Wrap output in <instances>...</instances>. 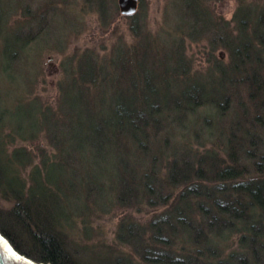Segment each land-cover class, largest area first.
<instances>
[{
    "label": "trees",
    "instance_id": "obj_1",
    "mask_svg": "<svg viewBox=\"0 0 264 264\" xmlns=\"http://www.w3.org/2000/svg\"><path fill=\"white\" fill-rule=\"evenodd\" d=\"M197 5L192 24L205 26L211 20L210 12L203 10V2ZM188 9L192 10L190 5ZM258 15L254 10L250 19L239 23L242 40L220 42L223 38H215L230 49L232 63L226 68L215 60L208 75H191L188 60L174 48L163 57L172 61L173 71L168 64L161 69L160 63L150 62L147 52L135 57L139 52L123 49L119 59L115 55L105 59L96 56L93 62L85 57L77 71L64 68L73 78L67 92L71 86L81 88L71 90L75 92L66 97L75 100H67L68 111L59 107L64 92L60 81L56 104L45 105L50 117L62 120L61 109L71 114L78 120V128L87 130L82 138L89 149H94L92 142L99 139L101 150L112 146L119 153H133L130 173L123 171L129 165L121 159L124 179L107 187L111 205L126 213L113 241L129 248V254L119 255L111 263H93L90 257L86 262L83 252L87 254L88 247L78 246L67 233L74 220L84 219L85 211H94L90 205L83 214L72 212L65 205L68 191L78 195L80 190L70 184L82 185L85 180L75 165L69 185L61 179L53 183L49 178L50 166H72L75 162L62 159L67 149L64 139L57 132L50 136L45 124L28 134L14 133L12 127L2 125L0 233L11 246L39 264H264V11ZM249 20L253 21L251 33L246 27ZM249 34L253 39L246 38ZM21 51H15L14 62L21 58ZM252 61L259 66L255 69L251 65L253 74L245 75L242 69ZM212 75L219 76L218 81L211 80ZM124 81L129 85L127 90L105 88L102 95L104 84ZM241 88L246 89V96L231 99L228 91ZM109 89L114 93V103L98 115L91 101L106 97ZM75 105L78 112H73ZM232 106L237 111L229 117ZM203 108L213 111L212 126L217 121L226 127L218 141L210 139L213 146L203 151L190 144L172 148L174 128H185L189 118ZM81 114L85 118L80 120ZM250 120L252 127L248 126ZM6 127L11 129L9 134H4ZM165 127L169 131L160 142L159 134ZM68 128L71 130V125ZM39 136L47 139L51 153L42 145L35 146ZM88 175L91 178L87 177V182L94 185L86 187L87 200L93 195L101 198L98 179ZM95 207L100 214L106 206ZM137 207L139 214L147 215L145 222L133 217ZM81 224L86 225L84 221ZM111 246L110 251H120Z\"/></svg>",
    "mask_w": 264,
    "mask_h": 264
},
{
    "label": "rangeland",
    "instance_id": "obj_2",
    "mask_svg": "<svg viewBox=\"0 0 264 264\" xmlns=\"http://www.w3.org/2000/svg\"><path fill=\"white\" fill-rule=\"evenodd\" d=\"M197 2H203V10L210 12L211 20L205 23V26L192 24V16L198 11ZM189 5L192 10L188 9ZM254 10L256 16L264 11V0H139L137 12L130 16L121 13L119 0H0V127L6 124L12 127L14 133L28 134L37 126L45 124L50 136L57 132L64 139L67 149L62 159L70 158L75 162L72 166L67 163L62 164L61 167L50 166L49 178L53 183L61 179L65 185H69L68 178L74 171V165L85 177L82 185L70 184L75 189L80 187V190L78 195L77 191H68L65 205H68L69 211L72 212L80 211L83 214L82 210L90 205L94 211L92 213L85 211L84 219L74 220L71 223L73 228L67 230L78 246L88 247L87 254L83 252L86 262L90 257L93 263L95 260L111 263L117 260L119 255L122 258L126 253L129 254L126 245L120 247L113 241L116 231L120 228L118 224L122 218H125L126 213L111 205L107 187L116 180L124 179L121 176L123 169L120 167V160L124 159L129 165V162L132 163L133 153L130 150L119 153L114 151L112 146L101 150L99 139L92 142L94 149L86 147L82 135L87 130L78 128V120L71 118L72 115L66 114L63 110L65 108L70 110L67 100L70 103L75 102L71 98L66 99L75 92L71 90L81 88L71 86L70 93L67 92L73 78L63 71L64 68L77 71L81 58L85 57L93 62L96 61L94 59L96 56L105 59L115 55V59H119L118 55L123 53V50L128 53L139 52L135 57L147 52L150 62L160 63L161 69L167 64L172 68V61L169 59L166 61L163 57L165 52L174 48L183 53L181 55L188 60L191 75L194 76L196 73L208 75L216 64L215 60L223 62L226 68L231 65L230 49H226L218 41L222 38L220 42L228 39L231 42L242 40L244 34L241 33L239 23L242 19H250ZM251 18L254 19V16L252 15ZM252 25L253 21L249 20L246 25L247 32H252ZM250 35L246 38H252ZM26 38L33 41L27 42ZM215 38L219 40L214 41ZM15 51L18 54L21 51V58L17 57L14 62ZM261 60L264 62L263 55ZM247 64L249 65L247 69H242L245 70V75L253 74L254 69H250L251 65L255 69L259 66L253 61ZM218 77L212 75L210 79L216 82ZM171 80V77L167 78L168 82ZM60 81L64 92L59 105L63 108L61 109L63 117L59 121L50 117L45 105L56 104ZM111 83L113 82L102 86V95L105 93V88L125 91L129 86L126 81L114 82L112 86ZM75 84L78 82L75 81ZM211 90L210 88L209 91ZM108 92L110 93L111 90L109 89ZM228 92L233 100L247 94L246 89L243 88ZM109 93L106 97L95 100V103L91 101L96 104L95 112L98 115L102 108L114 103V93ZM38 97L40 99H36ZM75 104L80 106L77 101ZM76 105L73 112H78ZM231 108L228 112L229 117L237 111L236 106ZM213 117L214 113L211 109L203 108L189 118L185 128H174L175 138L172 148L189 144L195 150L203 151L205 148H211L213 145L209 140L218 141L220 132L226 128L220 127L217 121L212 126ZM84 118L85 115L81 114L80 120ZM227 120L228 117L224 124ZM62 123H64L63 128L57 130L58 125ZM68 125H71V130ZM248 126H253L251 120ZM165 131L169 129L165 127L162 135L159 134L160 142L163 141L162 136ZM10 132L11 129L6 127L4 134ZM196 135L199 136L198 139ZM39 137L41 140L35 142V146L42 145L46 152L51 153L52 149L49 148L47 139L43 136ZM221 149V145H218L217 150L220 152ZM131 166H125L123 171L129 174ZM88 174L98 179L96 186L101 192V198L96 195L90 197L91 204L85 196L86 187L94 185L87 182V177L91 178ZM95 205L98 209L106 207L99 214L95 210ZM135 211L133 217L145 222L147 215L139 214L138 207ZM82 221L86 223L85 226L81 224ZM113 244L120 251L113 249L110 251L108 248ZM82 251L81 249V253Z\"/></svg>",
    "mask_w": 264,
    "mask_h": 264
},
{
    "label": "bare ground",
    "instance_id": "obj_3",
    "mask_svg": "<svg viewBox=\"0 0 264 264\" xmlns=\"http://www.w3.org/2000/svg\"><path fill=\"white\" fill-rule=\"evenodd\" d=\"M0 249L6 264H35L25 256L19 254L0 233Z\"/></svg>",
    "mask_w": 264,
    "mask_h": 264
},
{
    "label": "water",
    "instance_id": "obj_4",
    "mask_svg": "<svg viewBox=\"0 0 264 264\" xmlns=\"http://www.w3.org/2000/svg\"><path fill=\"white\" fill-rule=\"evenodd\" d=\"M139 0H119V9L123 15L130 16L137 12ZM0 264H6L0 249Z\"/></svg>",
    "mask_w": 264,
    "mask_h": 264
}]
</instances>
